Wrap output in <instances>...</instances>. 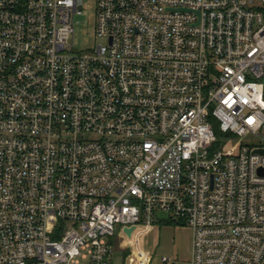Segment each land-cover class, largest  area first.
Instances as JSON below:
<instances>
[{"label": "built area", "instance_id": "built-area-1", "mask_svg": "<svg viewBox=\"0 0 264 264\" xmlns=\"http://www.w3.org/2000/svg\"><path fill=\"white\" fill-rule=\"evenodd\" d=\"M256 149L264 0H0V264H150L164 218L192 264H264Z\"/></svg>", "mask_w": 264, "mask_h": 264}, {"label": "rangeland", "instance_id": "rangeland-1", "mask_svg": "<svg viewBox=\"0 0 264 264\" xmlns=\"http://www.w3.org/2000/svg\"><path fill=\"white\" fill-rule=\"evenodd\" d=\"M94 13V6L92 2H89L84 9V14L77 17L74 47L87 49L97 42L94 35ZM142 239V245L151 252L150 264H163L162 256L169 259L168 264H172V262L187 264L186 261H188L192 248V229L187 224L164 218L155 222L153 229ZM80 261L84 260L80 258ZM117 264L119 263L117 262Z\"/></svg>", "mask_w": 264, "mask_h": 264}, {"label": "crops", "instance_id": "crops-1", "mask_svg": "<svg viewBox=\"0 0 264 264\" xmlns=\"http://www.w3.org/2000/svg\"><path fill=\"white\" fill-rule=\"evenodd\" d=\"M139 243V240L137 241V244ZM191 243H192V240H191ZM150 251V250H149ZM191 256H192V248H191V252H190V255H189V257H188V261H186L187 262V264H192V258H191ZM117 262L119 263V264H124V261L122 260V258H119L118 260H117ZM163 263V262H162ZM117 264V263H116ZM163 264H165V263H163ZM168 264V263H167ZM172 264H175L174 262H172Z\"/></svg>", "mask_w": 264, "mask_h": 264}, {"label": "water", "instance_id": "water-1", "mask_svg": "<svg viewBox=\"0 0 264 264\" xmlns=\"http://www.w3.org/2000/svg\"><path fill=\"white\" fill-rule=\"evenodd\" d=\"M256 151H260V152H263L264 153V149H256ZM125 230H127L128 233H131V229L129 228H126Z\"/></svg>", "mask_w": 264, "mask_h": 264}]
</instances>
